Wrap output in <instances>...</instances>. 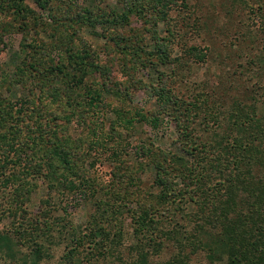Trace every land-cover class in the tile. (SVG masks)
Returning a JSON list of instances; mask_svg holds the SVG:
<instances>
[{"label":"trees","instance_id":"16d2710c","mask_svg":"<svg viewBox=\"0 0 264 264\" xmlns=\"http://www.w3.org/2000/svg\"><path fill=\"white\" fill-rule=\"evenodd\" d=\"M78 1L0 0V55L16 35L29 38L20 41L19 64L0 78L1 88L3 79L8 92L23 93L13 100L0 90V223L10 221L0 225V264H41L53 257L46 246L61 244L59 264H264V45L249 62L254 92L226 104L227 93L208 91L206 82L183 84L191 63H205L208 47L179 44L182 55L174 57V35L183 33L159 35L177 0H119L106 8ZM233 5L246 10V24L237 16L243 36L262 44L264 0ZM82 34L105 42L92 50ZM139 65L157 74L144 86L154 107L134 98L141 81L127 66ZM166 65L170 72L160 71ZM168 79L189 94L179 95ZM71 124L90 132L74 140ZM171 124L179 129L171 141L178 153L155 143ZM98 149L111 151L104 192L80 167L91 159L93 168ZM41 185L47 196L27 219ZM88 199L94 211L84 229L74 227L66 217ZM164 252L168 258L155 263Z\"/></svg>","mask_w":264,"mask_h":264},{"label":"rangeland","instance_id":"374dc122","mask_svg":"<svg viewBox=\"0 0 264 264\" xmlns=\"http://www.w3.org/2000/svg\"><path fill=\"white\" fill-rule=\"evenodd\" d=\"M118 1L119 0H108L105 4L106 6L102 5L98 0H79L78 4L90 7L91 5L98 3L101 8H106L108 6H114ZM182 1L187 4V7H189L188 10L182 9L180 4ZM233 4L234 0H177L173 6V10L169 11L168 22L159 23L160 36L166 35L167 29L173 34L180 32L184 35L183 38L176 36L177 34L174 35L176 39L180 40L173 43L174 48L172 53L174 57L182 55L181 50L178 48L180 47L179 44H181V46L185 44L186 47L191 45L208 47V56L205 63H191L189 66L190 70L189 68L187 69L188 78L184 79L183 84L187 83L188 87H192V85L198 84L199 82H206V86H209L208 91L209 88L213 87L215 90L218 88L220 93L223 91L227 93L228 98L226 99V104H229L230 101H232L233 96H239L242 94L251 96L254 92L252 89L254 81L252 80L251 82H248L247 77L250 67L249 62L252 57L257 58L260 56L261 47L264 45V38L262 44L261 42L259 44L254 43L253 38L243 36L246 28L244 27L242 29L237 25L239 24L237 16L241 18V23L243 22V24H246V10H242L239 6H234ZM129 22L131 26L139 32L144 31L142 21H139L136 16H131ZM239 28L242 33L241 31L240 33H237ZM82 35L84 41L91 46L92 50H97L98 47L105 42L103 38H94L86 34ZM260 35L264 37L262 34ZM148 36L149 34L147 33L143 41L144 47L147 50L152 49L153 47V43L149 40L150 38ZM28 39L29 38L26 39L24 36L16 35V37L11 38V40L7 42L8 47L3 49V52L0 55V78L11 71L13 66L19 64L23 55L19 47L20 41L21 43H24L28 41ZM259 67L260 66H256L258 71ZM127 68L128 74L133 79L141 81V85L138 84L141 87H138L137 91H135L134 98L136 101L142 104L145 103L146 106L150 105L154 107L155 99L151 96L149 89H147L148 87L144 86L156 81L157 74L155 71L148 68H142L140 65L136 69H133L131 66H127ZM159 69L160 71L168 73L171 70V66H159ZM113 70H115V67ZM113 76H116V74H113ZM262 76L264 77V74ZM167 83L170 87L176 89V92L179 93V95L186 96L190 92H186V87H182V85L179 86L178 81L176 80L171 81L168 79ZM2 84L3 87H0V90L2 91L3 96L11 97L13 100H16L19 96L23 95L20 87L12 88L11 86V90L8 92V85L3 83V79ZM182 89H184V91ZM108 118H110V116H108ZM177 129L178 126L176 124H171L167 136L157 139L155 141L156 145L160 148L178 153V145L173 146V144H171V141L176 138ZM89 132L90 131L85 128H76L73 124L67 126V133L69 136H72V139L74 140L86 137ZM134 140L135 138H132L130 143H134ZM84 147L86 148V146ZM130 147L131 146H129V148ZM98 152H100L102 156H98L94 160L95 164L93 168L90 167L89 164L91 159H84L80 164V167L81 169L83 167L84 172H90L91 177H98L99 181L97 182H100L101 184H97L96 187L99 192H101V190L104 192L102 186H109L107 182L104 181L108 179L106 173L110 169L108 156L111 154V151L110 149H98ZM99 158L101 160H99ZM147 170L145 178L149 177L151 175L150 172L152 171L150 167L147 168ZM47 192L48 190L41 185L31 193V200L27 206L28 211H26L27 213L25 214L26 217H29L27 219H30L33 217L32 215L39 213L40 204H42V200L47 196ZM53 196L54 194H52V197ZM54 201L57 202L58 199L55 197ZM92 202L93 200L90 199L84 201L80 200L78 206L71 211V216L66 217V221H71L74 227H82V229H84L85 223L89 219L88 216L94 211ZM52 215L55 218L57 215L62 217L63 214L61 212H54ZM9 222L1 221L0 225ZM124 230V246L127 247L133 243L131 229L127 222ZM46 247L49 248L53 257L50 261H44L41 264H59V260L64 252V245L61 244L59 247L47 245ZM23 250L27 251V247L24 246ZM168 256L169 255L166 254V252L162 253L156 258L155 263L164 262ZM198 256V258H202L201 255L198 254Z\"/></svg>","mask_w":264,"mask_h":264}]
</instances>
